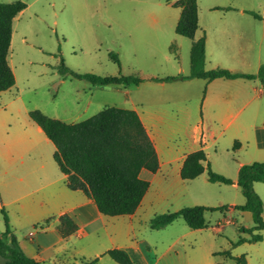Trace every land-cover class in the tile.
<instances>
[{"label": "rangeland", "instance_id": "1", "mask_svg": "<svg viewBox=\"0 0 264 264\" xmlns=\"http://www.w3.org/2000/svg\"><path fill=\"white\" fill-rule=\"evenodd\" d=\"M16 1L24 2L27 8L14 22L9 62L28 110H40L52 119L74 124L105 107L131 109L136 106L140 109L143 102L145 108L164 113L162 132L167 142L179 148L188 145L190 127L198 124L204 113V86L184 92L164 90L147 79L189 75L192 42L175 32L181 14L179 8L172 6L177 0H0V3ZM197 2L202 11L219 5L264 14V0ZM199 34L200 31L197 36ZM110 52L118 54L120 68L110 60ZM61 59L70 69L80 73L100 76L121 73L146 80L130 89L109 86L106 92L98 90L92 105L85 108V100L78 103L76 98L81 89L91 85L85 80L61 77L56 70ZM62 79L64 82H60ZM260 103L264 106V97ZM249 109L226 130L219 122L212 125L223 132L216 143L210 141L206 151L211 169L233 181L237 179L240 162H264L254 145L255 129L251 124L257 123L253 120L241 127ZM5 116L10 115L0 111V133L4 131ZM26 119L33 124L29 115ZM15 121H12L13 127ZM235 141L242 143L237 151L233 149ZM140 177L150 182L153 174L143 170ZM254 189L264 203V183H255ZM148 197L151 201L134 222L127 243H137L142 249L143 255L132 253L135 264H233L223 256H214L225 250L234 257L245 256L248 264H264V230L259 232L263 237L261 242L232 247L240 236L248 237L240 232L241 227L254 226L250 212L233 209L245 203L237 185L210 183L207 169L198 178L187 181L174 171H168L153 180ZM197 205L227 206L228 210L206 212L207 228L203 230L190 229L182 218L160 230L150 228V220L157 214ZM3 209L7 212L5 207ZM108 219H118L110 225L115 229L126 226L128 221L126 216ZM0 231H5L1 211Z\"/></svg>", "mask_w": 264, "mask_h": 264}, {"label": "crops", "instance_id": "2", "mask_svg": "<svg viewBox=\"0 0 264 264\" xmlns=\"http://www.w3.org/2000/svg\"><path fill=\"white\" fill-rule=\"evenodd\" d=\"M249 11L253 10L218 5L202 11L198 7L197 33L200 31V34L197 36L196 33V39L205 35L207 70L223 68L233 73L256 74L264 65V21L255 19ZM21 14L13 21V35L14 22L19 20ZM9 65L16 82L11 89L0 92V111L10 115L5 116L4 131L0 133V193L3 199L0 211L5 207L8 212L9 215L7 212L6 214L10 216L11 230L25 254L42 264H84L95 259V264H118L108 255L112 249L126 251L132 260V253L143 255L137 243H127L130 241L134 222L139 220L151 201L148 199V192L153 180L168 171H174L180 176L189 154L200 149L206 153L210 141L214 144L222 135L223 131L215 129L214 124L219 122L226 130L240 119L244 110L249 107L251 109L242 119L241 127L249 121L254 120V123H257L251 124L255 129L254 145L264 160V106L260 103L264 97V85L260 79L221 78L211 82L186 79L157 82L147 78L154 82L150 84H159L155 86L164 90L168 88L184 92L204 86V113L199 123L190 127L188 145L179 148L167 142L162 132L164 113L145 108L143 102L140 103V109L136 106L130 109L138 113L154 143L159 169L156 173L151 172L153 177L150 180V188L136 212L126 216L127 225L115 229L110 225L118 219H108L109 217L102 215L96 204L82 191H72L66 186V176L54 159V144L37 124L31 119L33 124L26 119L30 110L24 105L15 70L10 62ZM198 80L200 83H197ZM90 85L91 87L85 90H79L80 92L77 90L79 93L76 102L85 100V108L92 105L98 90L106 92L109 86H112ZM131 87L136 86L127 88ZM253 103L254 107H251ZM11 106L13 110L10 111ZM13 120H16L14 127ZM237 142L239 146L237 149L233 148L234 151L242 147V143ZM246 163L240 162L238 171ZM204 165L206 167V164ZM236 181L237 179L232 185L236 186ZM63 216L70 218L77 227L67 238L59 231ZM117 217L124 216L111 218Z\"/></svg>", "mask_w": 264, "mask_h": 264}, {"label": "trees", "instance_id": "3", "mask_svg": "<svg viewBox=\"0 0 264 264\" xmlns=\"http://www.w3.org/2000/svg\"><path fill=\"white\" fill-rule=\"evenodd\" d=\"M173 7L181 11L175 32L191 40L189 75L166 78H151L157 82H171L186 79H203L211 82L216 79L248 80L260 79L264 85V65L256 74L233 73L227 69H206V38L203 34L196 39L199 29L197 0H177ZM27 8L21 1L0 3V92L15 85V76L8 57L13 35V21ZM255 19L264 21V16L249 11ZM175 50L176 47L172 46ZM110 60L119 68L121 62L115 52L109 53ZM63 78L85 80L95 86H138L146 79L134 75L100 76L94 73H80L70 69L63 59L56 67ZM30 119L37 124L52 141L56 150L54 159L66 176V186L72 191H82L97 206L99 212L108 217L133 215L142 203L150 188V182L140 177L142 170L156 173L159 169L158 155L153 141L148 135L138 113L118 107H105L96 115L78 123L68 124L52 119L40 110H31ZM239 142H235L237 149ZM206 164V167L205 165ZM207 169L210 183L232 185L234 181L214 172L203 149L189 154L180 172L182 180H194ZM245 198V203L233 209L250 212L254 226L241 227L240 236L232 247L244 243H257L263 240L259 233L264 230V203L254 189L255 183H264V162L244 164L238 171L237 181ZM228 210L227 206H189L175 212L157 214L150 220V228L163 229L178 218L193 230L207 228L206 212ZM5 231L0 232V264H42L30 258L22 250L17 237L10 227L9 217L2 209ZM77 227L67 216L61 217L59 231L67 238ZM108 255L118 264H135L129 254L121 249H112ZM233 261V264H247L246 257H234L230 251L214 253ZM97 259L84 263L95 264ZM221 264V263H215Z\"/></svg>", "mask_w": 264, "mask_h": 264}]
</instances>
